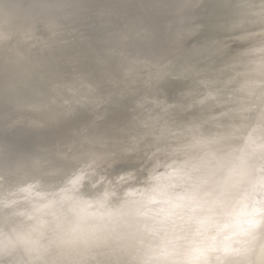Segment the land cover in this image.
Segmentation results:
<instances>
[{"label":"bare ground","instance_id":"obj_1","mask_svg":"<svg viewBox=\"0 0 264 264\" xmlns=\"http://www.w3.org/2000/svg\"><path fill=\"white\" fill-rule=\"evenodd\" d=\"M83 1L86 2L88 0H0V120H7L9 118L12 119V117L18 112V108L20 106H16V108H10L8 105L13 103L11 101L17 99V96L13 94L14 90H18L17 95L20 94L17 105L32 104L37 108L38 106L35 104L37 103L38 105H49L50 107H52V104H54L56 107L57 102L54 101L53 98H57L58 96H56V92H53L52 90L61 83L62 79L64 80L65 78L63 75L58 77L60 75L56 74L59 73L56 71V46L59 42V36L64 32V30H67L69 27L72 28L71 24L64 21L63 18H67L69 15L73 14L75 7L81 4ZM139 1L142 2V0ZM162 1L163 0H146L144 2L140 12H145L147 19L144 22H141L139 20L140 17L137 16L139 23L137 21H134V24L132 23L131 28L133 29V33L140 32L142 35L147 36L148 38L155 37L161 40L162 37L171 35L177 30H175V27L178 26V24H180V22L183 20L181 19L182 17H186L190 8L191 10L197 8L199 13L198 16H195V18L201 19V21L206 23V21H208L218 12V9L222 3V5H230L231 7L235 0H221L222 2H218L219 0H182L184 2L183 9L181 12L171 15L170 19L168 20V27L164 29V31H162L157 25L158 21L161 19V14L164 12V9H171V11L174 12L178 2L177 0H170V4L168 5H159ZM259 1L261 0H245V7H241V9L236 10L235 8L233 10H227V23H236L237 25H243L244 27L249 20L262 19L264 17V12H260L259 8L255 9V7H253ZM156 3L157 5L155 7ZM112 4L116 6L117 1L111 0L110 3H104L102 6L103 9L101 10L102 13H105L108 9L114 8ZM104 13L101 16V21L105 18ZM121 14L122 11L119 12V16L111 17L110 22L112 23V26L109 28V30H111L109 33H105L104 36L97 35L95 38H93L91 43L95 54H93L89 60L87 59L88 61H83V66L79 65V67L84 70V68L86 69L88 65L92 64L94 60L93 56L95 57L101 53V46L103 45L106 37H110V43L115 45L114 48L117 50L125 51V49H127L125 51V55H127V52L129 53L131 49V55L133 59L130 56L132 60L129 62L130 58L127 56V58H129L128 62L131 66L134 64L133 67L136 65V68L139 70V74L141 71L139 69L140 67H137V64H135L138 62V60L142 61L147 57L155 59L157 63H159L155 72L149 75L151 76V81L149 82V78H146L148 82L147 83L145 78H138L139 81L144 79L146 84H142V89L144 88L145 90V93H143L142 97L139 99L141 101L140 103L142 104L140 105L139 102L136 104L137 106L139 104L140 111L143 110L141 106H144L143 108L146 112L147 110H145V105H143V103H145L148 105L147 108L150 111H147L149 113L146 112L147 114L145 116H141L139 120L144 117L143 120H141L144 121V123L142 122L144 126V124H150L152 121L157 120L163 113H166V110L164 109L167 106H171L164 105L170 97L168 96L169 94H167L166 90V94L162 92L163 86L169 81L171 82L170 86H173L175 82L180 81L184 83L182 86H179L184 90V92H177L182 94L184 99L179 102L177 108H182L178 109L177 111L173 109L175 111L169 113L174 114L177 112L179 115L178 117L180 118L182 115H186L188 113L187 117L189 116L192 119L193 115L188 109L191 107V105H193L194 99H199L202 104L197 108V116H195V119H193L194 121L192 120L188 124H195L197 129H201L202 132H204L203 137H199V142H203V144L199 145L200 148H197L199 151L197 153H190L196 150L191 149L190 152L186 154H189L188 156H181L178 159L173 157L172 161L162 162V164H160L161 162H159L158 158L155 157V164L151 163V166L149 165L150 167L145 165V162L144 165L139 164V162H137V158L139 156H136V154L132 155L131 157L134 159L133 163H125L128 160L125 158L130 157L124 154L122 151V154L125 155L123 157L125 161L122 160L123 162L119 164L117 168L112 169V172L108 170L111 173L103 174L100 173L101 171L99 172V169L94 165H89V163H94L93 158L95 156L87 157L86 154H83V152L88 153L87 149L96 147L98 143L94 146V143H96L94 139L83 148V145L81 146V144H78L77 141H73V138H79L75 136V134L72 135L73 137H70V140H68L67 137H65L67 136L66 133H62L58 135V138L60 140L67 139V143L69 142L72 144L75 150L81 154L78 158L77 156L71 158H63L60 156L52 158L51 156L53 155L50 151L49 154L46 150L36 152L32 149H28L27 147L28 142H30L29 140H31L29 136L30 133L32 131H34V133L39 132L44 127H35L34 129L26 128L23 132H21V128H19V126L14 127L13 125V127H6L8 130L9 128L13 130L6 135L0 136V187L4 189L3 191L2 189L0 191V264H63V262H65V258L68 255L64 253L66 255L64 257L63 252H66L64 249L69 246L67 244L70 241H73L72 239L81 240L83 245H86L84 243H87L88 245L89 242L98 243L100 239L105 237H111V239L108 240L109 242L115 239L113 237L118 235L115 239L116 243V240L119 239L120 235L122 236L121 233L124 234L123 231H128V228H133L134 233L131 235V237H125L126 235H123L125 238H129L128 241L126 242V239H124L125 242L122 240L124 245L121 246V249L120 247H116V250L118 249L117 252L113 247L117 256L115 255V252L112 251L111 253H113L116 258L109 257V259H112L109 262H107L108 260H105V258L103 264H264V229L262 231V225L260 222H258V218H253L256 216L254 215L255 211H258L257 214L260 215V212L264 210V203H259L261 206L258 207L257 210V205L259 204L258 202L256 204V201L254 202L253 199L255 198V200H257L256 197L259 196L257 194L260 192H263L261 194L264 196L263 170L260 169L261 172L257 175L255 174L257 181L254 179L245 181V184L248 182H250L249 184L251 185L256 183V186L259 183L261 184L259 187H262L263 191H261L262 189L260 190L258 186V190L257 187L253 186L257 191V194L253 188L251 189L257 195L256 197H252L254 192L251 193V196L247 195L246 197L244 195V197H236L237 195H235L232 191V185H229V182L233 180L236 182L241 172L243 173L246 169V167H244L245 163L243 164L245 155L243 156V152H241L240 149H244L247 146V143L252 141L254 134L253 132H245L244 130L237 129V127H240L246 122L242 120L240 123L237 122L241 117H239L240 115L234 113L237 109L242 108L244 97L247 94L243 91L248 92L246 86H248V88L250 87V90H253L254 92V89L258 88L257 86L264 85V72L262 69H260L261 66L264 65V59H262V55L264 54V41L255 43L249 50L246 51L247 53L244 52L247 55L245 60L248 62L242 61L241 57H243V54H237L233 57L232 55L231 57L229 55V57L217 63L215 61L216 58L219 55H222L226 48V45L223 43V41L216 40V36L218 35L217 30H221V27L212 28L209 34L210 37L204 45L196 46L185 54L179 53V49L186 48L188 45L187 40L191 37L198 36L202 32V26L200 25L201 21L199 22V25H195L197 28L194 30H192L193 28H186L184 33L185 37L181 41L175 39H173L171 43H167V41H165V43H162L163 45L159 47L160 50H150L148 49V46L143 47V44L141 43L142 39L138 40L139 37L134 39V37H132L133 33L128 35L129 32L126 28H124V32L121 29H117L118 17H120ZM35 17L38 18L37 20H39V24L38 22L35 23L37 21H34ZM33 23L35 24L36 28L39 27L38 29L44 28L43 31H47L46 36H48L46 37L44 35L45 38L42 37L41 39H37V37L34 36L35 32L32 33L33 30H31L34 28ZM76 29L78 28L76 27ZM34 31L37 30L34 29ZM125 31L128 33H125ZM260 31L262 33L264 32V29ZM123 33L127 35V37H125L126 39L121 37ZM28 34H30L32 40L30 41L31 48L36 47L39 50L36 49L34 51L31 49L25 50L24 48H20V46L23 44V39H25ZM244 35L248 36L249 33L248 35L244 33ZM100 39H102V41ZM116 49L114 55L118 54V58L121 59L122 53L120 55V51L118 53ZM172 50H174L176 54H174V52H172V54H167ZM153 52H157L159 54H152ZM111 55L112 54L110 53V58ZM39 56H41V58ZM158 56L168 57V59H158ZM113 57L116 56L112 55V58ZM122 59L121 61L118 59L119 62H116V66H114L115 62L112 63L113 65H111V61H109V67L114 66L115 72L118 74V76H114L113 78H117L115 80L119 91L122 90L123 87L121 89L118 86L117 80L123 81V79L126 78L123 77L126 75L124 73L126 72L127 67L131 68L128 63H123L125 61L127 62L128 59L124 60L123 62ZM124 59H126V57ZM84 60L86 59L84 58ZM98 60L99 59H97V61ZM126 64L128 66H126ZM139 65L140 64H138V66ZM105 67L107 68V65ZM107 69V71H111L109 68ZM69 70L70 68L68 70L65 69L66 72L63 73L68 74L67 71ZM128 71L130 70L128 69ZM135 71L137 70H133V72ZM226 71H228V75L224 76L223 74ZM70 72L69 75H71ZM75 72H77V70ZM89 72H91V70ZM239 72L244 75L242 81L236 82L234 78L237 77ZM91 73L92 74L89 73L88 75L85 74L84 77L86 78L90 75L89 78L86 79H90L92 82L91 85V82H89L91 87L88 86V84L86 85L87 82L85 83L83 77L80 74V78L82 79L76 75L69 76L73 78V83H76V86L67 92V95H70L72 99H75L76 103L72 104L79 105L84 103L90 98L86 97L87 94L89 95L92 91H95L92 93L93 95H96L95 93L98 90V82L96 80H91L93 77V72ZM112 73L110 74L112 75ZM49 74H52L56 77L52 78V80H50V82L45 85L42 82L43 78ZM107 74H109V72H107ZM107 74L105 75L107 76ZM122 74L124 76H120L119 79V75ZM132 75H134V73ZM106 76L105 80L108 81V77L110 76ZM138 76L141 77L142 75ZM143 77H145V75ZM127 78L125 80H128ZM139 81L137 80V82ZM100 82L99 86L101 89V85H103V83ZM114 83L115 82L113 81V86ZM130 83V86L133 87L132 80ZM123 84L124 83H122V85ZM122 85L120 83V86ZM127 85L129 84L126 83L125 86ZM136 85L137 84L134 86ZM227 85L233 86L235 89L230 95L232 96V99L228 98V95H225L222 99H220L222 90ZM84 86H88L90 88V93H86L88 88H85ZM159 86V92L162 93L161 95L158 94L154 96L152 94V90ZM28 88L31 90L30 92L32 96H30L27 100L26 97L22 96V94H24ZM262 88L264 89V87ZM82 89L83 92L86 91L84 92L86 96L82 94ZM259 90L260 89H258V91ZM49 91L53 93L49 95ZM107 92H105L106 96ZM91 94L89 96L93 97ZM81 95L83 97L85 96L87 99L85 100V97L83 98ZM96 96L94 97L96 98ZM106 96L103 98H106ZM185 96L189 99L188 102L185 101ZM208 96L213 97L211 98V100L213 99V102H210V104L205 102L207 99H209L207 98ZM153 98H156V100H152ZM261 98H264V96ZM109 100L112 102V99ZM157 100L158 102L155 103L154 101ZM245 102L246 104L243 106L247 107L249 102ZM262 102L263 103L261 104V107L256 109L255 112L256 114L262 115L263 117L264 100ZM112 103H110V105H113ZM175 103L177 102H174V104ZM133 104L134 103L131 102V105L129 103V106L134 107ZM151 104L156 105V107H153L154 105ZM107 105L110 106L108 103ZM108 106L107 108L110 109ZM248 106L250 105L248 104ZM246 107H243L244 110ZM13 109L17 110V112L13 113V111H11ZM129 110H131L130 107ZM137 110L139 111V107H137ZM39 111L40 109H38L39 115L37 118L38 121L36 122L39 123L38 125H42L45 124L44 120H46V118L49 116V111ZM247 111L245 110L244 112ZM73 114L74 115L71 114L72 116L66 115L63 123L64 127H70L69 125L71 124V126H73L79 121V117L82 119V115L79 114V111L76 110ZM92 116H94V114L93 112H90L82 120H87V117L88 119H91ZM217 119H221L220 125L214 127L211 126L210 124ZM3 120L1 121L4 122ZM107 121L108 117L104 122V127H111L110 124H112V122L109 123L108 121L107 123ZM121 121L123 122V120ZM141 121H139V124H142ZM260 124L261 125L259 128H264V120ZM181 126L182 125L178 124L177 128H180ZM102 130L105 131L104 133H115L111 131V128H102ZM193 130L195 129L193 128ZM216 130L217 133H215L213 136H210V134ZM168 131L169 130H166L165 132L162 131L161 133L153 132L154 134H151L152 141H166L168 138ZM25 132L29 134H26ZM104 133L102 135L108 136ZM196 134L197 132L195 131V133H193L191 136ZM240 134H243V136ZM258 134H261L260 131H258ZM17 135L22 139L21 141L23 143H19L18 141H9L10 139L17 137ZM135 135L138 136L139 134L137 135L134 133V136ZM129 136L130 135L125 134L124 136L122 135V137H118L123 142H126V146L131 144L133 140H136L134 143L138 144L137 141L140 138H133L132 136ZM109 141L111 142V140H108V142ZM215 141L219 142L218 146L220 147V156L216 155L214 158L220 159V164L218 165L219 161H215L214 165L222 167V169H216L215 166L212 165L206 166L201 164V161L206 159L207 155L212 154L210 152L213 151L211 148L205 147L207 145L206 143L211 144ZM236 141H238V144ZM75 142L77 144H75ZM169 144L174 145L173 142ZM102 145L101 147L103 148L100 149L106 150L105 146ZM78 147L80 150L77 149ZM192 148H195V146ZM116 150L120 149L116 148ZM118 152H120L118 154L122 155L121 150ZM151 153V151H147L146 156L151 155ZM234 165H236V167ZM85 166H89V170H91H88V172H90L89 175L86 170L87 167L85 168ZM200 173L211 174L210 176L215 178H218L220 175L221 178L220 181H218V184L216 183L213 185V180L207 184V189L204 192L205 187L202 188L197 184L199 177L202 175ZM191 174H193V179L185 181V177L190 176ZM98 180L99 183H97ZM253 181L254 183L252 184ZM91 182H94L95 188L88 185ZM31 183H34L35 185ZM29 184L33 185V187L29 186ZM87 185L91 190L93 188V190H90V192L89 188L87 187L89 193L85 190V186ZM216 185L222 186L219 188V190L212 192V187ZM248 186L250 187V185ZM28 187L29 190L31 189V191H33L32 188H35L34 191L38 190V195L35 194L36 192L34 193L35 197L38 196V198L40 197L39 192L44 193V189H46L45 191L49 189L50 192H52V189L55 191V194L48 192V194H51V196L53 195V198L49 196L51 199L49 204L47 203V200L49 199L47 197L48 194H46L47 192L45 193L47 196L44 194V196L47 197V210H49L47 212L44 211L45 213L49 212V216H47V218H43V214L41 216L43 219L40 218V220L35 219L37 216L35 218L32 217L34 212L33 205L35 202H37V200L32 196L33 198L31 199L35 201L33 204H31L33 200L30 203L28 199L31 197L29 194L31 191H26ZM26 192H28L30 197L26 196ZM42 196L43 195H41V197ZM261 197L262 195L260 198ZM40 200H42V198ZM43 200L41 201L42 203L44 202ZM158 200L159 202L161 201L159 204ZM251 201H253V204H256V209H254L255 204L253 205L254 207L251 206ZM248 203L252 209L248 208ZM39 204L41 206L43 205L38 203V205L36 204L35 206L38 207ZM200 205H202L204 208L199 209L198 207ZM146 208H150V211L147 214L144 213V209ZM259 208H262L260 212ZM148 210L149 209L146 211ZM249 210L254 216L252 215L250 219L246 218L248 220L247 223V220L244 221V218L241 217L248 214ZM39 212L40 211H38L37 214ZM41 212H43V210ZM204 214L206 215V220L202 221V215ZM27 215H31V219H28L30 218L28 216L26 220ZM207 215L210 217H207ZM262 217H264V215ZM262 217H260L261 220L263 219ZM239 218L243 220L241 222L244 224L241 225V222H238ZM235 219L236 221H234ZM231 220H233L234 223L230 226L228 224L232 222ZM219 226L220 229H218ZM213 227H216L214 233L217 234V236L212 240V236L210 237V235L213 233ZM35 230L36 232L40 230L43 232L45 231L44 233H40L44 236H42L43 238L41 240L37 239L38 237L36 238V234L39 235V233H35ZM132 231L128 232L131 233ZM112 234L115 235L112 236ZM243 234H248L249 240L246 239V236L244 237L246 241L244 240L242 242H238L239 245L236 248L232 247V239H235L237 236L239 241H241L244 239L243 236H241ZM123 236L120 237V239L124 238ZM239 236L243 239H240ZM235 240L234 242H236ZM229 241H232L230 242L231 244H227ZM112 242L110 244L106 243L107 246L115 245V243L112 244ZM74 243L72 245H74ZM79 244L76 246H79ZM91 244V250L89 249V251L93 252V246H91ZM96 244H93L95 245V251L96 247L99 246L101 248L100 245L106 249V247H104L106 244L98 243L99 245L97 246ZM74 246L71 248L68 247L69 252H71L69 254L72 255L69 256L70 258L74 257V250H72L73 252L71 251V249H74ZM79 247L81 252L84 251L86 253L85 246V249L82 248L83 250H81V246ZM109 247L108 249H110ZM100 250L102 251V248ZM197 250L199 251L198 254H196ZM104 251L100 253L98 252L97 248L96 252L100 253V255H104L105 257L106 251L105 253ZM109 251L107 250V254L109 253L108 256L111 255ZM84 252L81 254H84ZM76 253L78 254L80 252ZM87 253L91 254V256L99 255L97 253L93 254L88 251ZM87 253L85 254L86 256ZM193 254L195 255L194 258H192ZM78 256L79 260L82 258L86 260L88 258H84L85 256L82 255V258L80 259L81 255ZM76 257H74V259L71 258V260L73 259L75 261L72 264L79 262L76 261ZM93 257L89 258L93 259ZM95 261H97V263ZM95 261H90L89 259V263L91 262L90 264L94 262V264H102L98 263V260L96 259ZM84 262L85 261L81 263L83 264Z\"/></svg>","mask_w":264,"mask_h":264},{"label":"rangeland","instance_id":"obj_2","mask_svg":"<svg viewBox=\"0 0 264 264\" xmlns=\"http://www.w3.org/2000/svg\"><path fill=\"white\" fill-rule=\"evenodd\" d=\"M110 1L111 0H88L86 2L83 1L81 4H79V5H77L75 7V10H74L73 14L69 15L67 18H63L64 21H66V22L71 24L72 28L69 27L67 30H64V32L59 36V39H58L59 42L57 43V46H56L57 47L56 48V52H57V55H56V63H57L56 71L59 72V73H56V74L60 75L58 77H61L63 75V77H65V78H64V80L62 79L61 83L58 86H56L52 91L56 92L55 94H56V96H58L57 98H53V100L56 101L57 104H60V105L56 104V107H55V105L52 104V107H50L49 105H44L43 106L41 104L38 105L37 103H35L38 106L37 108L40 109V111H44V112H45V110L49 111L48 112L49 116L46 118V120H44L45 124L38 125L39 123L36 122V121H38L37 118H38L39 113H38V109L36 108L35 105H32V104H22V105L18 104L17 105V101L19 100L20 94L17 95V91L18 90H14L13 94H15L17 96V99L11 101L13 103H10L8 105H9L10 108L11 107H15L16 108V106H20V107L18 108V112L15 109L11 110V111H13V113L17 112L12 117V119L11 118H9L7 120L1 119L4 122H2L0 120V122H1L0 123V136L1 135H6L9 132H11L13 129L9 128V130H8L6 127H13V125H14V127H18L19 126V128H21V132L25 131L24 129H26V128L34 129L35 127H39V128L44 127L39 132L34 133V131H32L30 133L29 136H30L31 140H29L30 142H28V144H27L28 146L27 147H28V149H30V150L32 149V150H34L36 152L41 151V150H46V151H48V154H49V151H50L52 153V155H53V156H51L52 158L59 157V156L63 157V158H66V157L71 158V157H76L77 156V158H78L80 156L81 153H79L77 150H75V148L73 147L72 144H70L69 142L67 143V141L70 140V137H73L72 135H74V134H75V136H77L79 138H77V139L73 138L74 139L73 141H77L78 144H81V146L83 145V148L86 145H88L94 139L96 141V143H94V146L97 143L100 146L97 144L96 147L87 149L88 153H84L83 152V154H86L87 157L88 156H95L93 158L94 159V163L92 161H90L93 164L89 163V165H94L95 167H97L99 169V172L101 171L100 173H103V174L111 173L112 169L117 168L119 166V164H121L123 161H125V159H128L125 163H133L134 159L131 158V157L134 154H136V156L137 155L139 156L137 158V162H139V164H143L144 165V162H145V165L149 166L151 163L155 164V162H154L155 161V157H157L159 162H161L160 164H162V162L172 161L173 157L178 159L181 156H183V157L188 156L189 154L188 155H186V154L189 153L191 149H194V150L196 149V150L194 152L192 151L190 153L199 152L197 148H200L199 145L203 144V142L202 143L199 142L200 141L199 137L202 138L204 132H202L201 129H197L195 127V124L194 125L193 124L189 125L188 123L190 121H192L193 119H195V116H197L196 115V112L198 110L197 108L200 107V105L202 104L200 102V100L199 99H194L193 105H191V107H189V109H188L189 111H191V114L193 115L192 119L189 116L187 117L188 113L186 115H182L181 118L178 117L179 115H178L177 112H175L174 114L169 113V112H173L175 110L177 111L178 109L182 108V107L177 108L178 105H179V102H181L184 99L182 94L178 93L177 91L184 92V90L179 87V86H182L184 83L178 81V82H175V84L173 86L172 85L170 86L171 82L169 81L168 83H166L163 86V89L161 88L163 90L162 92L165 93V90H166L167 94H169L168 96L170 97V98H168V101L164 104V105H170L171 106V107L167 106L164 109V110H166V113H163L157 120L152 121L150 124H144V126H143L144 121H141V120H143L144 117L141 118V120H139L141 116H143V115L145 116L147 113L150 112L149 109L147 108L148 105H146L145 103H143V105H145V110H147L149 112L146 111L147 112L146 113L144 111V108H143L144 106H141V108L143 110L140 111L139 104L141 105L142 103H140L141 101L139 99H140V97H142L143 93H145L144 88L142 89V84L143 85L146 84L145 83L146 78L147 79L149 78L148 79L149 82L151 81L150 80L151 76H149V75L153 74L155 72V70H156V67L158 66L159 62L157 63V61L155 59L147 57L144 60L141 59L142 61L138 60V62H136L135 64H137V67H140L139 69L141 71H140V74H139V70H138V68H136V65H135V67H133L134 64H133V66H131L130 63H129L133 59L132 55H131V49H130V52L129 53L127 52V55H125L126 54L125 51L127 49H125V51L117 50L116 48H114L115 45H112L110 43L111 42L110 41L111 40L110 37H106L105 41L103 42V45L101 46V50H100L101 53L99 52L100 53L99 55H96L95 57L93 56L94 60H93L91 65H88V66L86 65L87 67L84 66V67H86V69L87 68L88 69L86 70L83 67L84 68V70H83L82 68L79 67V65L83 64L82 63L83 61H88L89 58H91V56L93 54H95L94 53V49L92 48V43H91L93 41V38H95V36H97V35L98 36H104L105 33H109L111 31V30H109L110 26H112V23L110 22L111 17L119 16V12L122 11L123 15L121 14L120 17H118L117 29L118 30L121 29L124 32V28H126L129 33L126 32V31H125V33H128V35L133 33V29L131 27H132V23L134 24V21H137L139 23V20L141 22H144L147 19L145 12H143V13L140 12V9L142 8V5L144 4V2L146 0H142V2L139 1V0H114V1H117V5L114 6L112 4V6L114 8L108 9L105 13L103 12L105 18L102 19V21H101V16L103 14L102 11H101L103 9L102 6L106 2L110 3ZM169 1L170 0H165V1L163 0L162 2H160V4L159 3L158 4L165 6V4H167V5L170 4ZM177 2L178 3L176 4V7H175L176 9H174V12H172L171 9H164V12L161 14L162 15L161 19L158 21L157 25L159 26V28L162 31H164V29H166L168 27V24H169L168 20L170 19L171 15L177 14V12H181V10L183 9L184 2L182 0H177ZM218 2H222V1L219 0ZM244 2H245V0H235L232 3L231 7H230V5L229 6L222 5L223 4L222 3L220 5L219 9H218V12L214 16H212L208 21H206V23L201 21V19L195 18V16H198V13H199L197 8H194L192 10L190 8L189 9V13L186 15V17L185 16H184V18L182 17L181 19H183V20L180 22V24H178V26L175 27V30L176 29L177 30L174 31V33L171 34V35H167L166 37H162L161 40L157 39L155 37L148 38L147 36L142 35L140 32L139 33H133L132 37H134V39H136V37H139L138 40L142 39L141 43L143 44V47L148 46V49H150V50H153V49L154 50H160L159 47L161 45H163L162 43H165V41H167V43H171L173 41V39L179 40V41L184 39V37H185L184 33H185L186 28H191V29L193 28L192 30H194L195 28H197V26H195V25H199V22L201 21L200 25L202 26V32L198 36H194V37H191L190 39H188L187 40L188 41V45L184 49L183 48L179 49V53L185 54L186 52L190 51L191 49L195 48L196 46L204 45L208 41V39L210 37V35H209L210 34V30L212 28L221 27V30L220 29L217 30L218 35L216 36V40L217 41H223V43L226 45V48H225L223 54L219 55L216 58L215 61L217 63H219L221 60L229 57V55H230V57H231V55L233 57L234 55H237V54H243L242 55L243 57H241L242 61L243 62H248V61L245 60L247 58V55L245 54V53H247L246 51L249 50L255 43L264 41V32L261 33V31H260V30L264 29V17L262 19H259V20H249V21H247V23L245 24L244 27H243V25H237L236 23L228 24L227 21H226V18L228 17V13H226L227 10H233L234 8H235V10L236 9H241V7H245V5H246V3H244ZM156 5H157V3L155 4V7H156ZM253 7H255V9L259 8L260 12H264V0H261V1L257 2V4L255 6H253ZM204 11H205V9H204ZM137 16L140 17L139 20H138ZM37 19L38 18L35 17L34 21H36ZM37 22L39 24V20H37L35 23H37ZM61 22H62V20H61ZM33 27H32L33 29H31V30H33L32 33L35 32V34H37V32L39 31L38 34H37L38 36L34 34V36H36L37 39H41L42 37L45 38L44 35L46 36V32L47 31H45V30L43 31L44 28L38 29L39 27L36 28L35 24H34ZM76 27L78 29H76ZM34 29H36L37 31H34ZM125 33H123L121 35V37L122 38L124 37V39H126L125 37H127V35H125ZM244 33H246L247 35L249 33V35L246 36V35H244ZM100 40L102 41V39H100ZM30 41H32V40H31L30 34H28L25 37V39H23V44H22L23 46L21 45L20 48H22V49L24 48L25 50H30L31 49V50H34V51L36 49L39 50L36 47L31 48ZM115 49L118 51V53L120 51V55L122 53L121 59L125 55L126 59H124L125 58L124 57L122 59V62L124 60L128 59L127 62L125 61L123 63H128V65H130V67H131V68L127 67V69H126L127 73L126 72L124 73V74H126L125 76L123 74L119 75V79H120V76H122V77L124 76L123 78L130 77V78H127L128 80H125L126 78L125 79L122 78L124 82L122 80H117L118 81V86L121 89L123 87L125 92H124L123 89L119 91V88L116 86L117 84H116V80H115L117 78L116 77H115V79L113 78L114 76H118V74L115 72V69H114L115 67L114 66H116V64H117L116 62H119V60L121 61V59L118 58V54L114 55ZM128 51H129V49H128ZM172 52H174V54H176L174 50L168 52L167 54H172ZM110 53L113 56H116V57L112 58V55H111V58H110V56H109ZM123 53H124V55H123ZM102 54H103V56H102ZM152 54H159V53L153 52ZM107 55H108V57H107ZM98 56H99V58H98ZM127 56L129 58L131 56L132 59L130 58V61H129V58H127ZM39 57L41 58V56H39ZM39 57H38V59H39ZM158 57H159L158 59H160V58L163 59V60H167L168 59V57H163V56H158ZM84 58L86 60H84ZM97 59H99V60L97 61ZM262 59H264V54L262 55ZM109 61H111V65H113L112 63L115 62L114 66H111L112 68L109 67L110 66L109 65L110 64ZM159 61H161V60H159ZM105 64L107 65V68H109V70H111V71H107L108 69L105 67L106 66ZM138 64H140V65L138 66ZM128 65L126 64V66H128ZM69 68H70V70L67 71L68 74L63 73V72H66L65 69L68 70ZM79 68H80V70H79ZM132 68H134V69H132ZM128 69L130 71H128ZM260 69H262V71L264 72V65L261 66ZM76 70H77V72H75ZM88 70L89 71L91 70V72H93V77H92L91 80H96L98 82V90L95 93L98 96L93 95V93L95 91L94 92L92 91L93 92V93L91 92L92 94L89 92L90 88L88 86H90L92 84V82L90 81V79L87 80L86 78H89L90 75L88 77L84 78L85 74L87 72H89ZM133 70H137V71L133 72ZM79 71H81V72L84 71L85 73L84 72L81 73ZM69 72H70L71 75H76L79 78H80V75H81L83 77L85 83L87 82L86 85L88 84V86H86V87L84 86L85 88H88V90H86L87 92L86 91H84V92L90 93L91 95H93V97L96 96V98L95 97L93 98L92 96H89L90 94L89 95L87 94V96H86V94L83 92V89H82L81 90L83 92L82 94L85 95L86 97H90V98L87 99L84 96L85 100L87 99V101L84 100L85 102L82 103V104H79V105L78 104H72V103H76L75 99H72L70 97V95H67V92H69V90L71 88H74L76 86V83L75 82L73 83V78L69 77V76H71V75H69ZM91 72H89V73L92 74ZM107 72H109V74L113 72L114 74L112 73L113 76L110 74L112 76L111 77L109 74H107ZM142 72L144 73L145 77H143L144 75H143ZM89 73H87L86 75H88ZM133 73H134V75H132ZM105 74H107V76ZM131 75H132V77H131ZM138 75H140V76L142 75V76L139 77ZM223 75L227 76L228 75V71H226ZM243 75L244 74L239 72V74H237V77L234 78L236 80V82L242 81ZM105 76L106 77L110 76V77H108V81L105 80ZM147 76H149V77H147ZM54 77H56V76H54L52 74H49L48 76H45V78H43L42 82L45 85H47V83H49L50 80H52V78H54ZM109 78H111V79H109ZM112 78H113V80H112ZM138 78L139 79L145 78V80L143 79L144 81L142 80L143 81L142 82V81H139ZM80 79H82V78H80ZM130 79L132 80V84H133L132 86L133 87L130 86L131 85V83H130L131 80ZM134 80H135V82H137V80L139 82L135 83ZM113 81L115 82L114 86L112 84ZM89 82H91L90 85H89ZM99 82L103 83V85H101V89H100V86H99ZM119 82L121 83V85H122V83H124L125 85L127 83L129 85L125 86L123 84L122 86H120ZM146 82H147V80H146ZM135 84H137V85L134 86ZM115 86H116V88H115ZM128 86H130L131 88L128 87ZM257 87L258 88L254 89V92H253V90H250V87L248 88V86H246V88L248 89V92L247 91H243V92H245L247 94L244 97L242 108L246 107V106H243V105L246 104L245 101H248L249 103L248 102L247 103L250 106H248V104H247V107L245 109L246 111L247 110L248 111L244 112L245 111L244 108L243 109L239 108L234 113V114L240 115L239 117H241L240 119H238L237 122L240 123L241 120L246 122V123L243 122L244 124H242L240 127H237V129L238 130H244L245 132H253V134H254L253 138H252V141L248 142L247 146L244 149H240L241 152H243V156L245 155L244 156L245 159L243 161V164L245 163L244 167H246L245 171L243 173L241 172V174H240V176H239V178H238V180L236 182H234V180L229 182V185H232V191L234 192L235 195H237L236 197H238V196H243L244 197V195L246 197H247V195L251 196V193H253L254 191L257 194V191L255 190V188L253 186H255V187L258 186L259 187V185L261 186V184L259 183L256 186V183H254V181L252 182V184L254 183L253 185L249 184L250 182L245 184V181L246 180H251V179H254L255 181H257L256 180L257 177L255 176V174L256 175L259 174L261 172V170H263V173H264V128H259L260 125H261L260 123H262V121L264 120L263 119L264 116L262 117V115L256 114V112H255L256 109L260 108L261 104L263 103L262 101L264 100V98H261V97L264 96V93H263L264 89L262 88V87H264V85L257 86ZM159 88H160V86L152 90L153 91L152 94L154 96H156L158 94L161 95L162 92H159ZM173 88H175V89H173ZM104 89H106V90H104ZM179 89H181V90H179ZM258 89H260V90L258 91ZM186 90H187V87H186ZM234 90L235 89L233 88V86H230V85L225 86L223 88V90H222L221 95H220L221 97L219 96L220 99H222L225 95H228V98L232 99V96H230V95L232 94V92ZM30 91L31 90L28 88L27 91L24 94H22V96L26 97L27 100H28V98L30 96H32ZM107 91H109V92H107ZM105 92H107L106 93L107 96L105 95ZM52 93L49 91V95H51ZM122 94H124L125 96L122 95ZM105 96H106V98H103ZM60 97H62V98H60ZM207 98H209L210 100L207 99L205 102H207L208 104H210V102L211 103L213 102V99L211 100V98H213L212 96L211 97L208 96ZM109 99H112V102L114 100V102L112 103L111 100H109ZM88 100H90V101L92 100L93 102L92 101L90 102ZM108 100L113 105H110ZM152 100H156V98H153ZM185 101L186 102L189 101V99L186 96H185ZM126 102H128V103H126ZM131 102L134 103L133 105H134V107L136 109L134 107L129 106V103L131 105ZM137 102H139L138 106L136 104ZM154 102L157 103L158 100L154 101ZM174 102H177V103L174 104ZM107 103L110 106H108ZM135 105L137 107H139V111L137 110V107ZM151 105H154V104H151ZM107 106L110 109H108ZM111 106H112V108H111ZM129 107H130L131 110H133V109L134 110L133 111L129 110ZM153 107H156V105H154ZM50 108H53V109H50ZM173 109H175V110H173ZM14 110H15V112H14ZM76 110L79 111V114L82 115L81 116L82 119L86 115H88L90 112H93L94 116H92L91 119L90 118L88 119V117H87V120H85V121L82 120L79 117V121L76 122L73 126H71L72 125L71 124V125H69L70 127H64L63 123H64V120L66 118V115L67 116H69L71 114L74 115L73 113ZM105 110H108L109 112L105 111ZM107 112H108V114H107ZM79 114H76V115H79ZM137 115H139V116H137ZM107 117H108L109 123L112 122V124H110L111 127H109V126L108 127H104V122L107 120ZM239 117H237V118H239ZM77 118H78V116H77ZM110 119H114V120H110ZM121 120H123V122ZM108 121H107V123H108ZM113 121H115V122H113ZM139 121H141V123L142 122L143 123L139 124L140 123ZM220 121H221V119L214 120L210 125L213 126V127L217 126V125H220ZM77 123H79V124H77ZM16 124H18V125H16ZM178 124H180L182 126L180 128H177ZM143 127H145V128H143ZM102 128H108V129L111 128V131L115 132V133H110V134L107 133V132L104 133L105 131H103ZM193 128L195 130H193ZM166 130H169L168 131V135H167L168 138L166 139V141H164V142H161L160 140L159 141L157 140V142L156 141L155 142L152 141L151 134H154L153 132L161 133L162 131L165 132ZM195 131L197 132V134L194 135V136H191V135H193V133H195ZM258 131H260L261 134H258ZM133 132L136 133L137 135L138 134L139 135L138 136H136V135L134 136ZM25 133L29 134L27 132H25ZM62 133H66L67 136H65V137H67L68 140L67 139H64V140L61 139L60 140L58 138L59 137L58 135H60ZM103 133L107 134L109 137L106 136V135H102ZM215 133H217V130L212 132L210 134V136H213ZM17 134H18V132H17ZM125 134L126 135L128 134V135L132 136L133 138H137V137L140 138L137 141L138 144L134 143V141H136V140H133L132 142L130 141L131 144H128L126 146V142H123L118 137V136L122 137V135L124 136ZM240 135L243 136V134H240ZM110 137H111V139H110ZM207 137H209V136H207ZM21 140L22 139L20 137H18V135H17V137H14V138L10 139L9 141H18L19 143H23ZM108 140H111V142L110 141L108 142ZM171 142H173L174 145L169 144ZM192 142H193V145H192ZM236 143L238 144V141H236ZM75 144H77V143L75 142ZM102 144L105 146L106 150L100 149V148H103V147H101ZM206 144L207 145L205 147H209L213 151L210 152L212 154L207 155V158H206L207 160L204 159L203 161H201V164L202 165H206V166H208V165L209 166H211V165L215 166L214 162L215 161H217V162L219 161V163H218V165H219L220 164V159L214 158L216 155L220 156L219 155L220 147L218 146L219 142L215 141L214 143H211V144L206 143ZM193 146H195V148H192ZM116 148L121 150V154H122V151H123L124 154H126L130 158H125L124 159L123 157L125 155L118 154V153H120V152H118L120 150H116ZM77 149L80 150L79 147ZM199 150H201V149H199ZM147 151H151L152 152L151 155H147L146 156V152ZM234 166L236 167V165H234ZM86 167L87 166H85V168ZM215 168L216 169H222V167H219L217 165L215 166ZM86 170H87V173L89 175L90 174V172H88L89 166L87 167ZM108 170L111 171V172H109ZM89 171H91V170H89ZM238 172H240V171H238ZM200 174H202V175L199 177L197 184L200 187H202V188L205 187L204 188V192L207 189V186H208L207 184H209L212 180H213V183H212L213 185L216 184V183L218 184V181H220V178H221L220 175H219L218 178H215V177L210 176L211 174H207V173H200ZM191 179H193V174H191L190 176L185 177L184 180L185 181L186 180L189 181ZM107 180H108V178H107ZM91 183H89L88 185L90 187L95 188L94 187V182H91ZM97 183H99V180H98ZM31 184H34V183H31ZM31 184H29V186L33 187V185H31ZM88 185L85 186L86 187L85 190L89 193V191L91 189H90V187ZM248 185H250V187ZM221 186L220 185H216V186L212 187V192L215 191V190H219V188ZM246 186H248V187L245 188ZM87 187L89 188V191L87 190L88 189ZM258 187H257V190L260 188V190L262 189L261 191H263L262 187H259V188ZM46 188H48V187H46ZM93 188H92V190H93ZM252 188H253L254 191L251 190ZM1 189H2V191L4 190L3 188L0 187V191H1ZM28 190H29V187H28V189L26 191H28ZM32 190L34 191L35 188H32ZM45 190L46 189H44V191H43L44 193H40L39 192V196L40 197L38 198V196H36L38 199L35 197V194L38 195V192H37L38 190L33 192L30 189L29 191H31V192H29V191L28 192H29L31 197L29 196L28 192H26V196L30 197V198L28 197L29 198L28 200L30 201V203L33 200L31 198H33V197H34V199L37 200V202L41 198H42V200L44 199L43 201L45 202V206H44V202L43 203L41 202L42 200H40L38 202V203L43 204L42 205L43 207L40 204H39L38 207L35 206L36 204L38 205L37 202L34 203L35 200H33L32 203H31V204L34 203V205H33L34 206V208H33L34 209V212H33L34 216L32 215V217L35 218L37 216L35 218L37 220H40V218H42L41 217L42 214L44 215L43 218H47V216H49L48 215L49 212L48 213H45V212L49 211V210H47L48 209L47 208V203L49 204L51 202L50 197L53 198L52 197L53 195L51 196V194H48V192L52 193V194L53 193L55 194V191L53 189H52V192H50L49 189H47V191H45ZM255 192L253 193L252 197H256L257 195H259V196L256 197L257 200H255V198H253L254 202L256 201L255 202L256 204H257V202H258V204L259 203L263 204L264 203V196H263V194H261L263 192H260L257 195L255 194ZM45 193L48 194V196ZM31 194H33V195H31ZM40 194L43 195V196L45 194V196H47L50 199V200L48 199L49 202L47 200V197L44 196V198H43V196L41 197ZM261 195H262V197L260 198ZM248 198H250V197H248ZM259 198H260V200H259ZM46 200H47V203H46ZM160 202L158 200V204ZM252 202L253 201H251V203H250L251 206H253L255 204V203L253 204ZM250 204L248 205V208L252 209ZM256 204L254 205L255 207L253 206L254 209H256ZM260 204L257 205V210H258V207L261 206ZM44 207H46V208H44ZM198 208L202 209L204 207L202 205H200ZM147 209H149V210L146 211ZM261 209L259 208V212L261 211ZM35 210H36V212H35ZM37 210L40 211L38 213L39 215L37 214V212H38ZM42 210H43V212L45 211L44 213L46 215L43 212H41ZM144 211H145L144 213L147 214L150 211V208H146V209H144ZM252 212H254V211H252ZM255 212H254V215H256V216H254L253 213H251V211L249 210L248 214H246L245 216H243L241 218H244V221H246L247 219H250L252 217V215H253L254 216L253 218H255V219L258 218V222H260V224L262 225V231H263V229H264V221H263L264 217H262V216L264 215V210L262 212H260L261 214L263 213L262 215L260 214L261 216L257 214L258 211H255ZM28 216L30 217L31 215H27L26 220H27ZM205 216H206L205 214L202 215V219H201L202 221L206 220ZM247 216H250V217H247ZM207 217H210V216L207 215ZM260 217H262L263 219L261 220ZM241 218H239L240 220L238 219V222L243 221V220H241ZM28 219H31V217L28 218ZM260 220L263 221V222H261ZM231 221H230L231 223L228 224L230 226L233 225V223H234L233 220H231ZM234 221H236V219ZM247 223H248V220H247ZM240 224L242 225L244 223L241 222ZM215 229H216V227H213V229H212L213 233L210 235V237L212 236V240H213V238H215L217 236V234L214 233ZM218 229H220V226L218 227ZM128 231H132V232L129 233ZM128 231L124 230L123 231L124 234L121 233L122 236L126 235L125 237H131V235L134 233V229L133 228H131V229L128 228ZM44 232L41 231V230L36 232V230H35V233H39V235L36 234L37 235L36 238L38 237L37 239L41 240L44 236H43V234H40V233H44ZM126 232H128V233L125 234ZM113 235H115V234H112V236ZM116 236H118V235H116ZM116 236L113 237V238L116 239ZM122 236L120 235V237H122ZM241 236H243V238L247 236L246 239H248V237H249L248 234H243ZM120 237H119V239L117 238L118 240H116L117 241L116 242L117 245L115 243V239H113V238L112 239L114 241L113 240H112L113 242L109 241L107 244H110L112 242V244L115 243V245L111 244L112 246H110V245L107 246L106 243H103V244H106L104 247H106V249L108 251L111 250V247H112V250L109 251L110 254H111L110 256H108L109 253L107 254V250L104 249L102 245H100L101 248H102V251L100 250L101 248L99 246L96 247V251H97V248H98V252H100V253H102L104 250L106 251V253L104 251L105 257H104V255H100V253H97L95 251V245H93V244L94 243L96 244L97 242H94V243L91 242L93 244H91L89 242L88 243L89 246H88L87 243H84L86 245H83L81 240L72 239L73 241H70L67 245H69L68 247H70L74 242H75L74 243V245H75L76 242L78 241L76 245H78L80 242H81L80 244L83 245L82 246V245L79 244V246H81V250H83L82 248H84V246H85L86 247V250H85L86 253L88 251V252L93 253V254H96V253L99 254L98 256L92 254L94 256L93 257V256H91V254L87 253V256H86L85 255L86 253L84 251H83L84 254H81L83 252L80 251V249H79L80 247L79 246L75 245L77 247L76 248L74 245H72V246H74L73 247L74 249H71V251L74 250L75 254H77L76 252H80L77 255L72 253V254H74V257H76V256L78 257V258L77 257L75 258V259H77L76 261H79V262H76V264L77 263L82 264L81 262H83V261H85L88 264H90L91 262L89 263V259H90V261L91 260L95 261V259H96V260H98V263H102L103 264L105 258H106L105 260H108L107 262L112 260V259H109V257L110 258H114V257L116 258V256H117L116 252L118 251V249L116 250V247L117 248L120 247V249H121V246L124 245V242L125 241L127 242L128 239H129V238H125L124 236H123L124 238L120 239ZM239 238H240V236H239ZM243 238H240V239H243ZM124 239H126V240L124 241ZM235 239L234 238L232 239V241L234 243V244L232 243V245H233L232 247H235V248L239 245L238 242H242L244 240L246 241L245 238L243 240L239 241L237 236H236ZM234 240L237 242V245H236V242H234ZM44 241H45V239H44ZM232 241H229L227 244H229ZM70 243H72V244H70ZM98 243H100V242L98 241ZM98 243L96 244V246L99 245ZM90 244H91V246H93L92 247L93 248V250H92L93 252L89 251V249L91 250ZM67 245H66V247H67ZM87 246L90 247V248H88ZM262 246H260V247H262ZM68 247L64 249V250H66V252H63V254L64 253L68 254L67 255L68 259L66 257L65 260H64L65 262H63V264L64 263L72 264L73 262H75L73 260L74 257H71V258H73L72 260L69 257V256H72V255L69 254L71 252H69ZM108 247L110 249H108ZM113 247L115 248L116 252L114 251ZM75 248H76L77 251L75 250ZM120 249H119V252H120ZM112 251L115 252L116 256H114L113 253H111ZM198 253H199V251L197 250L196 254H198ZM65 254H64V257L66 256ZM194 254L192 255V258H194V256L196 255V254L195 255ZM78 255H81L80 259L82 258V255L85 256L84 258H87V257L88 258L89 257L92 258L93 257V259H91V258L88 259L87 258L88 259V261H87V259L84 260L82 258L81 260H83V261H81V260H79V256ZM112 255H113V257H112ZM106 256H108V257H106ZM96 257L99 258V259H97ZM62 260H63V258H62ZM66 260L68 261V263H67ZM85 262L83 264H87ZM95 262L97 263V261H95ZM94 263H92V264H94Z\"/></svg>","mask_w":264,"mask_h":264},{"label":"snow or ice","instance_id":"obj_3","mask_svg":"<svg viewBox=\"0 0 264 264\" xmlns=\"http://www.w3.org/2000/svg\"><path fill=\"white\" fill-rule=\"evenodd\" d=\"M79 179V178H78ZM123 179V178H122ZM111 239V237H105V238H103V239H100V243H107L108 242V240H110Z\"/></svg>","mask_w":264,"mask_h":264}]
</instances>
